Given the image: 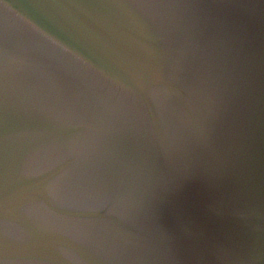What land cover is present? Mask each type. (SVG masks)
I'll use <instances>...</instances> for the list:
<instances>
[{
	"label": "water",
	"instance_id": "obj_1",
	"mask_svg": "<svg viewBox=\"0 0 264 264\" xmlns=\"http://www.w3.org/2000/svg\"><path fill=\"white\" fill-rule=\"evenodd\" d=\"M0 264H264V0H0Z\"/></svg>",
	"mask_w": 264,
	"mask_h": 264
}]
</instances>
